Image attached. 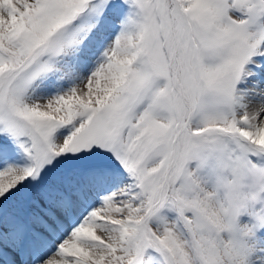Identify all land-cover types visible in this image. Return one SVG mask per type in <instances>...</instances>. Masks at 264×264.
<instances>
[{"label":"snow or ice","instance_id":"obj_1","mask_svg":"<svg viewBox=\"0 0 264 264\" xmlns=\"http://www.w3.org/2000/svg\"><path fill=\"white\" fill-rule=\"evenodd\" d=\"M0 264H264V0H0Z\"/></svg>","mask_w":264,"mask_h":264}]
</instances>
